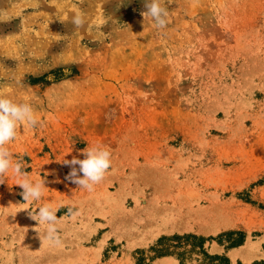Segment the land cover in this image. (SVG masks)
<instances>
[{"label": "rangeland", "instance_id": "1", "mask_svg": "<svg viewBox=\"0 0 264 264\" xmlns=\"http://www.w3.org/2000/svg\"><path fill=\"white\" fill-rule=\"evenodd\" d=\"M165 7L158 30L145 0H0V95L30 103L40 121L5 147L46 182L27 202L11 169L0 184V264H180L155 248L211 264L191 240H171L185 235L230 264H264V0ZM96 145L111 153L103 181L88 191L65 180L62 161ZM45 205L57 209L59 246L29 215ZM179 205L229 207L233 225L146 224Z\"/></svg>", "mask_w": 264, "mask_h": 264}, {"label": "clouds", "instance_id": "2", "mask_svg": "<svg viewBox=\"0 0 264 264\" xmlns=\"http://www.w3.org/2000/svg\"><path fill=\"white\" fill-rule=\"evenodd\" d=\"M166 0H145L146 11L142 13L145 18L151 17L154 21V27L158 30L166 28L168 23V9L165 7ZM85 23V17L76 15L72 19V24L76 27H82ZM28 127L35 128L40 121L35 115V109L30 103H20L12 98L0 95V184L5 183L6 174L11 169L15 176L21 177V182L17 185L23 191L21 193L23 200H40L45 188V180L33 183L28 178V172L25 171L23 161L13 163L12 154L5 147L10 141L17 137L19 127L25 124ZM83 159L73 157L71 160L64 159L62 163L71 168V171L65 176V180L76 184L78 187L92 191L94 186L99 184L105 178L107 171L111 167V153L102 145L87 146L81 150ZM78 166V167H77ZM82 174V176H81ZM69 215H78V212L68 209ZM31 218L38 224H47L46 236L52 244L59 246L62 241L58 234L56 224L58 223L57 209L49 205L39 208V211L29 212Z\"/></svg>", "mask_w": 264, "mask_h": 264}, {"label": "bare ground", "instance_id": "3", "mask_svg": "<svg viewBox=\"0 0 264 264\" xmlns=\"http://www.w3.org/2000/svg\"><path fill=\"white\" fill-rule=\"evenodd\" d=\"M178 201V200H177ZM181 201V200H180ZM190 202V201H189ZM180 203V202H179ZM181 203H183V202H181ZM186 204V203H185ZM189 204V203H188ZM187 204V205H188ZM212 204V203H211ZM175 205V204H174ZM191 205V204H190ZM193 205V204H192ZM215 205V204H214ZM227 205V204H226ZM232 205V204H231ZM169 206V205H168ZM172 206H173V204H172ZM213 206V205H212ZM164 207H165V205H164ZM171 207V206H170ZM177 207V206H176ZM181 207H182V205H181ZM180 207V205H179V207H177V208H175L174 210H170L169 212H167L166 210H164V208H163V210L161 209V210H157V211H154V212H149L148 214L149 215H146V217L147 216H149V219L147 220V222H146V224L147 225H149L150 227H156V231H165V230H163V229H165V228H169L170 226H172L173 228H176V229H179V228H186V227H188V225L190 224V225H192V222H195V224L197 223H199V224H202V228H206V229H209V230H217V229H219L220 230V228L222 227H224V226H227V225H229V224H232L233 222L230 220V218H228V217H226V215H225V212H226V209H228L227 207L224 209V208H219V209H221V211H219L218 209H213V210H211L210 209V211H205V212H203V211H196V210H193V209H191L190 208V206L189 207H182V208H184V209H186L187 211H186V213L185 212H183V210H182V208ZM214 207V206H213ZM218 207V206H217ZM221 207V206H220ZM166 208V207H165ZM196 208V207H195ZM194 208V209H195ZM200 208V207H199ZM201 208H204V207H201ZM206 208V207H205ZM167 209V208H166ZM171 209V208H170ZM232 209H233V207H232ZM232 209H230V210H232ZM201 210V209H200ZM233 211H237V210H234L233 209ZM171 212V216H168L167 218H166V216L168 215L167 213H170ZM228 212H229V210H228ZM146 214V213H145ZM234 214H235V212H234ZM229 215H231V214H229ZM236 216V215H235ZM233 217V216H232ZM145 218V217H144ZM235 218V217H234ZM134 219H135V217H134ZM141 219H142V217H141ZM215 220V221H214ZM141 221V220H140ZM213 222V224H211V225H209V224H206V222ZM139 222V221H138ZM202 222H205L204 223V225L205 226H203V223ZM143 223V222H142ZM141 223V224H142ZM147 225H143V227H145V228H149ZM189 225V226H190ZM233 225V224H232ZM194 226V225H193ZM200 226V225H199ZM198 226V227H199ZM137 227V226H136ZM192 227V226H191ZM231 227V226H230ZM135 228V227H134ZM139 229V228H138ZM143 229V228H142ZM183 229V230H184ZM189 229H190V227H189ZM135 230H136V228H135ZM144 230V229H143ZM149 230V229H148ZM175 230V229H174ZM139 231V230H138ZM173 231V230H172ZM181 231H182V229H181ZM126 232H127V230H126ZM141 232H143V231H141ZM148 232V231H147ZM145 233V232H144ZM127 234V233H126ZM148 234H151V232L150 233H148ZM143 235V234H142ZM147 235V234H146ZM145 235V236H146ZM137 236V235H136ZM135 236V237H136ZM148 237H149V235H147ZM132 238V237H131ZM141 238H143V237H141ZM127 239H129L128 237H127ZM145 239H146V237H145ZM148 240V239H147ZM146 241V240H145ZM139 242H140V239H139ZM131 243V242H130ZM129 243V244H130ZM141 243H142V241H141ZM141 243H139V244H141ZM145 243V242H144ZM143 243V244H144ZM148 243V242H147ZM136 244H138V242L136 243ZM142 244V245H143ZM135 245V244H134ZM130 246V245H129ZM132 246V245H131ZM136 246V245H135ZM138 246V245H137ZM132 247H134V246H132Z\"/></svg>", "mask_w": 264, "mask_h": 264}, {"label": "trees", "instance_id": "4", "mask_svg": "<svg viewBox=\"0 0 264 264\" xmlns=\"http://www.w3.org/2000/svg\"><path fill=\"white\" fill-rule=\"evenodd\" d=\"M61 77L63 76H60L59 78H57V80H60ZM168 240L167 238L163 237L161 238L159 241H160V244L159 246L162 244V242ZM171 240H175V241H179L177 242L180 243V242H183V241H189L191 240V245L193 247V249L199 247L200 249V253L202 254V256L204 257V260L207 259L209 260L210 262H212L211 264L215 263V262H220L221 264H230V261L228 258L226 257H219V256H211L209 255L205 250H204V243H205V240L203 238H198L197 236H194V235H185V236H174ZM242 244V242H234L231 244V247H236V246H240ZM178 246L176 245L175 248H177ZM171 248H167V250H164V248H159V249H153L154 251L158 252L156 257H165V256H177L178 260L180 261V264H184V253H176L174 251H170Z\"/></svg>", "mask_w": 264, "mask_h": 264}]
</instances>
